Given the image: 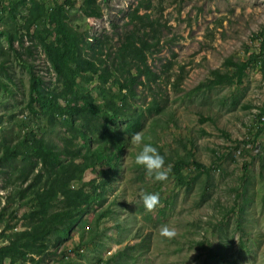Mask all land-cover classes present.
Instances as JSON below:
<instances>
[{
    "label": "rangeland",
    "instance_id": "1",
    "mask_svg": "<svg viewBox=\"0 0 264 264\" xmlns=\"http://www.w3.org/2000/svg\"><path fill=\"white\" fill-rule=\"evenodd\" d=\"M0 1L8 6V0ZM28 1L17 4L13 18L5 10L2 22L7 29L15 28L17 34H23L21 45L14 40V46L22 51L33 41L24 34L30 25ZM51 1H44L46 11ZM137 1L97 0L101 16L95 18L82 14V0H67V21L80 31L87 28L90 38L98 35L105 45L115 48L139 26L130 20ZM143 2L145 6L138 9V14L146 13L145 19L160 23V32L156 33L159 44L148 53L147 62L158 72L168 61L171 66L161 74L169 76L170 82L181 76L178 89L163 77L160 79L163 109L158 115H149L140 131L143 136L146 134L145 142L154 140L163 152L165 166H170L168 177L157 180L145 168L135 169L133 162L140 146L128 137L118 167L106 181L103 198L90 203L79 228L62 238L56 248L50 247L53 253L44 256L43 264L56 262L60 251H65L70 264H104L121 251L126 255L114 264H264V129L253 147L251 141H242L251 139L256 131L257 114L264 116V45L260 47L264 0ZM40 19L29 28L42 30L43 25H50L46 18ZM32 54L36 71L46 78L54 77L44 51L36 46ZM248 59L251 61L241 81L212 88L203 85L211 78V70H233L227 60ZM0 61L8 68L11 79L5 81L15 93L14 98H6L0 89V124L12 126L18 136L22 128L15 119L21 116L19 101L26 98L28 74L14 58L7 36L1 32ZM4 76L0 68V78ZM106 84L116 86L112 79ZM137 89L135 100L143 104L151 95L146 88ZM9 112L14 113V118L8 117ZM175 154L186 160L195 159L206 169L191 164L182 170L189 173L188 183H178L171 172ZM102 178L87 169L81 180L89 182V190V184L100 186ZM8 184L0 175L1 224L16 222L14 229H23L20 218L25 207L12 204L18 189ZM144 191L159 195V203L147 211L138 208ZM13 207L17 209L11 217ZM105 208L110 211L98 220L94 230L96 248L92 247L94 243L80 244V233L85 230L86 239L87 225ZM159 208H164V212L158 213ZM163 225L174 227L175 235H161ZM6 242L0 237V244Z\"/></svg>",
    "mask_w": 264,
    "mask_h": 264
},
{
    "label": "trees",
    "instance_id": "2",
    "mask_svg": "<svg viewBox=\"0 0 264 264\" xmlns=\"http://www.w3.org/2000/svg\"><path fill=\"white\" fill-rule=\"evenodd\" d=\"M44 1L26 2L30 25L25 27L24 34L33 41L24 47V51L14 46V40L22 44L23 34H17L15 28L7 29L2 22L5 10L13 18L17 4L23 5L25 0H8V6L0 1V32L7 36L14 58L28 74L26 98L19 101L21 116L15 119L22 133L17 136L12 126L0 124V175L5 183L18 189L12 204L25 207L20 218L23 229H14L16 222L1 224L0 217V237L7 240L0 244V264H43L44 256L53 253L50 247L56 248L62 238L79 228L90 203L103 198L106 181L109 182L108 177L116 171L128 137L142 131L145 119L149 115H158L165 102L160 101L159 82L164 75L161 72L171 65L167 61L156 72L147 62L148 53L159 44L156 33L160 32V23L145 19L146 13L138 14V9L145 6L143 0L137 1L130 16L131 21L139 23L138 28L121 39L115 48L112 44L105 45L98 35L90 38L87 28L80 31L71 26L67 21V0H52L46 6L48 12ZM80 9L85 17L101 16L97 0H82ZM40 16L50 25H43L42 30L30 29L36 21H42ZM263 45L264 34L260 47ZM36 46L44 51L54 77L46 78L36 71L32 54ZM250 61L227 60L233 70L220 72L213 69L211 78L203 85L212 88L241 81ZM0 68L5 75L0 78V89L6 93V98H14V90L5 81L11 76L2 61ZM109 79L116 86H107ZM162 79L178 89L181 76L177 75L171 82L169 76ZM138 86L142 91L146 88L151 95L143 104L135 100ZM257 116L252 138L242 140L244 143L251 141V147L264 129V116ZM8 117L14 118V113L9 112ZM151 122L155 123V120L152 118ZM150 142L156 146L154 140ZM160 153L164 155L161 150ZM191 164L206 169L195 159L186 160L176 155L171 172L178 183H188L186 174L189 173L182 170ZM133 165L135 169H144L135 158ZM87 169L103 176L100 186L89 184L88 190L86 184L89 182L81 180ZM73 184L79 185L73 187ZM15 207L11 208L9 216L13 217ZM138 208L148 210L143 202ZM109 211L110 208H105L95 214L93 222L87 225V238L84 239L85 230L80 233V244L94 243L92 247L96 248L94 230L98 220ZM159 212H164V208H159ZM64 252L56 254V262L52 264H70ZM122 255H126L124 251L112 254L104 264H114Z\"/></svg>",
    "mask_w": 264,
    "mask_h": 264
},
{
    "label": "clouds",
    "instance_id": "3",
    "mask_svg": "<svg viewBox=\"0 0 264 264\" xmlns=\"http://www.w3.org/2000/svg\"><path fill=\"white\" fill-rule=\"evenodd\" d=\"M131 142L139 145V151L135 155V162L143 165L149 175L157 180H165L168 177L170 166H165L164 156L158 148L151 143L145 142V138L140 131L131 134ZM144 206L148 209L153 208L159 203V195L153 192L144 191L141 193ZM161 235L171 237L175 235V228L168 225L161 226Z\"/></svg>",
    "mask_w": 264,
    "mask_h": 264
},
{
    "label": "built area",
    "instance_id": "4",
    "mask_svg": "<svg viewBox=\"0 0 264 264\" xmlns=\"http://www.w3.org/2000/svg\"><path fill=\"white\" fill-rule=\"evenodd\" d=\"M262 119H264V118L262 117Z\"/></svg>",
    "mask_w": 264,
    "mask_h": 264
}]
</instances>
